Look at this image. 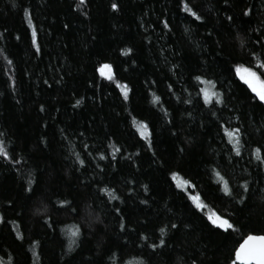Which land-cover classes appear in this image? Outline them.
<instances>
[{"label": "trees", "instance_id": "16d2710c", "mask_svg": "<svg viewBox=\"0 0 264 264\" xmlns=\"http://www.w3.org/2000/svg\"><path fill=\"white\" fill-rule=\"evenodd\" d=\"M112 2L85 0L78 9L75 5L79 0H0V33H3L0 35V49L3 50L0 51V132L6 134V143L11 141L7 147L10 154L15 153L13 159L17 161L12 164L0 157V212L5 214L7 221L0 223V258L7 261L11 255L13 261L9 264H32L33 260L36 264H64L59 257L68 251L67 237L61 229L65 225L69 229L74 224L82 225L87 214L94 210L101 214L104 224L111 231L103 225L94 228L95 236L78 250L72 264H88L99 258L101 252L95 246L97 243L101 244V249L107 246L116 253L115 261L108 260V253H105V264H143L144 261L147 264H191L193 259L197 264H227L230 250L242 233L264 230V201L259 199V188L248 206L229 207V211H235L239 223L244 226L241 233L231 237L211 231L200 216L189 211L190 201L186 202L176 195L174 203L167 207L172 208L177 216L183 214L188 217L186 222L192 223L194 228L178 232L169 241V248L153 254L150 249L141 250V241L136 239L135 233L127 243L115 235L114 214L105 204L106 194H99L100 199L97 200L95 183L103 179L114 187L117 195L126 199L127 203L108 201V204L121 207L126 217L137 221L135 226L147 234H153L155 229L164 226L163 219L171 216L163 212V219L156 216V212L164 207L159 198L166 200V194H170V177L155 165L149 167L150 153H135L134 146H138L139 140L132 125L131 117L135 116L155 123L157 143L171 170L182 168V175L187 173L199 180L196 191L208 193V211L227 206L226 201L218 200L214 194L212 185L216 181L213 179L209 183V177L203 174L208 163L204 160V149L197 146L187 155L177 151L184 135L191 134L195 128L178 123L177 127L182 131L175 137L169 135L167 122L157 115L161 110L153 105L151 92L147 90L151 86L152 91L166 101L165 106H168L167 102L176 104L175 97L166 94L164 81L170 75L167 69L171 63H182L184 66V75L176 83L179 95L181 86L187 87V69L198 67L203 49L208 53L207 60L212 70L220 74L225 88L233 90L236 108L243 114L245 126L250 132L254 127H260L264 121V105H258L249 98L250 90L229 69L236 63L252 66L247 52L239 45L236 31L240 30L248 49H252L255 40L264 36V31H247L264 24V0H229L227 5L223 0H189V5L205 17L204 21L195 20L185 12L180 0H115L118 9L111 8ZM246 8L252 11L244 14ZM26 9L31 11L38 29L40 52H36L31 45V25L27 22ZM228 15L233 17L237 28L229 27ZM163 18H169L173 25L171 31L159 23ZM185 27L188 32L184 31ZM209 29L213 30L212 34ZM216 39L221 41L223 51L216 47ZM124 47L134 48L135 55L129 56L136 59L137 64H131L128 57L119 51ZM173 50L177 53L176 57L170 55ZM253 50L261 52L259 48ZM261 59H264V54ZM104 61L113 64L118 79L129 82L133 87L134 95L130 103L118 95L120 89L114 81L100 75L99 62ZM261 75L264 76V71ZM151 80H156L157 84L146 83ZM199 86L203 87L202 84ZM189 91L195 95L196 89L189 88ZM80 97L85 99L77 106L75 100ZM187 98L188 93H184L183 99ZM40 105H44L43 111ZM187 108V105L180 106L181 111ZM190 110L199 121L198 109ZM216 133L217 128L213 124L200 130L197 136L207 144V136H215ZM112 142L133 153L136 164H129L126 157L118 155V163L109 166L108 161H103V167L96 169V164L101 163L96 152H110L108 145ZM260 142H264V137L252 132L251 146ZM84 144L89 147L84 148ZM77 155L86 160V165L79 164ZM249 156L250 152L245 151L240 163L244 164ZM223 163H217L216 167L221 168ZM257 163L252 157L253 176L256 175ZM29 173L34 177L42 174L47 193L72 201V207L77 211H57L60 206L55 205L48 194L38 193L27 199L29 194L23 191L21 184L27 186ZM235 175L247 178V173L239 171V165ZM129 179L139 184L150 182V187L154 189L151 197L157 203L151 204L150 201L151 208L140 204L139 201L148 199L150 194L143 192L139 184L129 185L137 191L127 192L125 183ZM86 183L93 185L91 190L84 187ZM10 200L14 203L9 204ZM45 204L48 205L47 214L57 221L55 231H46L43 222L45 213L36 211ZM105 213H108L106 218ZM141 217H146L148 223L139 219ZM13 221H19L24 241L15 237ZM30 239L41 241L39 259L28 250Z\"/></svg>", "mask_w": 264, "mask_h": 264}, {"label": "snow or ice", "instance_id": "6c2138e0", "mask_svg": "<svg viewBox=\"0 0 264 264\" xmlns=\"http://www.w3.org/2000/svg\"><path fill=\"white\" fill-rule=\"evenodd\" d=\"M224 4L227 5L229 0H223ZM85 0H79L75 6L79 9ZM180 5L183 6L185 12L190 13L191 17L195 20L204 21L205 17L200 15L197 11L189 5V0H180ZM112 9H118L119 5L113 0L111 3ZM28 13V24L31 25V45L35 47L36 52L41 51V46L38 43V29L34 23V19L31 16V11L29 9L25 10ZM252 11L251 8H246L244 14H248ZM87 15V13H85ZM226 20L229 22L230 28H237L233 17L228 15ZM162 23L164 28H168L170 31L173 25L170 23L169 18H163L159 21ZM67 27V25H65ZM185 32H188V28H184ZM212 34L213 30H208ZM247 31L260 32L264 31V24L257 29H247ZM3 33H0L2 35ZM19 38V36H17ZM236 38L239 40V45L242 50L247 52L249 63L252 66H248L244 63H236L230 69V73L234 77H238V81L242 82L243 85L247 86L250 90L249 98L255 101L258 105H264V76L261 75V71H264V59H261V55L264 54V36L255 40L252 45V49H248L245 44V40L241 35L239 29L236 31ZM216 47L223 48L221 46V41L216 39L214 41ZM199 47V45H198ZM255 48L261 49V52L253 50ZM0 51H3L0 49ZM130 60L131 64H137L136 59H132L129 54L135 55V50L133 47H124L119 50ZM202 55L198 58V67L193 69H187V87L181 86V92L177 95L176 83L177 80L184 75V66L182 63H171L167 71L170 75L164 81L166 94L168 96H174L177 101L176 104L167 102L168 106H165L166 101L161 95H157L155 91H152L151 86L148 88V92H151L152 103L156 107L160 108V112L157 113L158 116H162L167 122V132L169 135L177 136L182 129L177 127V124L188 127L189 125L195 128V131H191V134H185L183 140L180 141L179 147L177 149L179 154L187 155L194 151L197 146L204 149V160L208 163L203 169V174L209 177V183L214 179L215 184L212 185L214 189V194L216 198L221 201H226L227 206L214 207L212 211H208L209 204L207 203L208 193L203 191H196L199 187V180L195 176L189 177V174L185 173L182 175L184 170H171L167 159L164 158V152H162L157 143V131L156 125L152 121H147L143 119H137L135 116L131 117L132 125L138 133V146L135 147V153H150V163L151 168L155 165L158 169H162L167 177H170L168 181L170 194L167 195V199L164 200L160 197L164 203V207L160 211L156 212L158 219H163L161 217V212L165 214H171L167 219H163L164 226L155 229L153 234H147L146 231L139 230L135 225L137 221H132L126 217L125 212L119 206H111L108 201H120L122 204H126L127 200L117 195L114 187H110L107 182L103 179L95 183V194L97 200L100 199L99 194H106L105 204L109 207V210L114 214L116 229L115 235L123 238L124 242L129 241V237L135 233L136 239L141 241L140 248L143 251L148 249L152 250L153 254L157 250L162 251L164 248H169V241L173 240V237L181 231H191L194 228L192 223L186 222L188 217L181 214L179 216L175 215L173 209L167 207L168 204L174 203V197L179 195L184 201H190L188 204V209L190 212L200 216L201 220L205 221V226L209 227L211 231L219 232L222 235L231 237L236 233H241L243 225L239 223L237 214L235 211H229V207H245L252 202V197L256 194L257 188L260 190L259 199L264 201V142L257 143L255 146H251V136L252 132L261 134L264 137V121L261 122L260 127H254L252 132L249 128L245 126L244 120L242 119V113L236 108L235 97L233 96V90L231 88H225L223 80L219 73L212 70V65L207 60V52L201 49ZM170 55L173 57L177 56L175 50H173ZM9 64L12 63L11 60L8 61ZM257 66L259 71L257 70ZM99 73L102 77L109 81H114L116 86L120 89L118 95L122 96L123 101L131 102L134 89L127 81H121L117 78L116 72L114 71L113 64L107 61L99 62ZM156 73L154 72L153 75ZM175 76L176 79H172ZM196 82V83H193ZM15 84V80L12 81ZM92 83V81H89ZM150 85H156V80L146 81ZM203 85L200 87L199 85ZM100 87V85H96ZM189 88H195V95L189 91ZM184 93H188V98L183 99ZM84 97H80L75 100V104L79 106L83 101ZM95 99V97H93ZM202 100V103H201ZM187 105L188 108L180 110L181 105ZM219 105V107H217ZM231 105V107H230ZM207 106V107H205ZM41 111L44 110V105H40ZM197 108L200 115L199 121L193 115V111L190 109ZM187 117V119H185ZM253 125L255 121L252 122ZM215 125L217 128V133L215 136H207V144L197 136V133L202 129H208L211 125ZM203 135V133H201ZM107 135V134H106ZM135 135V134H134ZM7 143H11L8 141ZM6 143V134L0 132V157L9 160L12 164H16L17 161L13 159V155L10 154ZM84 148H88V144L83 145ZM108 148L111 149L110 152L97 151L96 156L100 157L101 163L96 164V169L103 167V161H108L109 166H113L118 163L117 156L121 158L126 157L127 163L136 164V160L133 159V153H129L124 150L123 146L115 142L109 143ZM245 151L250 152V156L245 159V163L241 164L240 161L244 159ZM88 156H92V153H88ZM252 157L255 158L259 163L256 164V175H252L251 165ZM80 165H86V160L81 158L80 155L76 156ZM138 160L139 157L137 156ZM223 161L221 168H217V163ZM239 165V171L241 173H247V178H237L235 175L237 171V166ZM247 165V166H245ZM139 167V165H137ZM19 171V169H17ZM79 171V169H76ZM95 171V169L93 170ZM131 184H139L138 181L129 179L125 183L126 191L133 193L137 189L129 186ZM175 185L173 188L172 185ZM103 185V186H101ZM24 192L28 193L27 199H32L38 193L48 194L47 189L44 186V180L42 174L38 173L35 177L32 173L28 174L27 186L21 184ZM84 187L91 190L93 185L86 183ZM139 187L143 189V192L149 193L148 199L140 200L139 203L145 206L151 204H156L157 201L152 199L151 192L154 191L150 187V182L145 184H139ZM180 190L177 192L176 190ZM219 193H223L220 196ZM50 200L54 201L55 205L60 207L57 211L70 210L75 213L76 208L72 207V201L68 199L56 198L54 194H48ZM9 204H13V201H9ZM159 208V205H157ZM37 212L45 213L43 216V222L46 231H55V225L57 223L56 219L51 215H48V205L45 204L42 208H37ZM108 213H105V218ZM143 220L145 224L148 223L146 217L139 218ZM0 223H7L5 219V214L0 212ZM15 225V237L20 241H24V233L21 230L19 221L11 222ZM103 225L106 230L111 231L108 225L104 224V219L99 212L94 210L89 212L84 218L83 224H74L70 229L67 225L61 232L65 237H67V252L63 253L59 259L64 261V264H72L75 254L81 249L85 243L90 242L91 238L95 236L94 228H98ZM158 233V235H157ZM155 242H150V241ZM96 248L101 252V255L97 259H93L88 262V264H105L104 254L108 253L107 259L110 261L116 260V253L112 251L111 248L105 246L101 249V244L97 243ZM28 250L31 252L33 257L37 259L40 258V252L42 251L41 241L38 239H30L27 245ZM62 247H64L62 242ZM39 249V250H38ZM13 261V257L9 255L7 261L0 258V264H9ZM32 264H36V260L32 261ZM130 264V262H127ZM143 264H147L146 261ZM191 264H197L195 259L191 260ZM227 264H264V230H253L248 231L246 234H241L237 242L233 245L230 250V255Z\"/></svg>", "mask_w": 264, "mask_h": 264}]
</instances>
